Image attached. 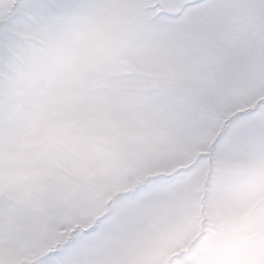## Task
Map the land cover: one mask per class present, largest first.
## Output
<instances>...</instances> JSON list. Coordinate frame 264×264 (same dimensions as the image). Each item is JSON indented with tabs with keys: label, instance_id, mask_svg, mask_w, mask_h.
<instances>
[{
	"label": "snow or ice",
	"instance_id": "obj_1",
	"mask_svg": "<svg viewBox=\"0 0 264 264\" xmlns=\"http://www.w3.org/2000/svg\"><path fill=\"white\" fill-rule=\"evenodd\" d=\"M0 264H264V0H0Z\"/></svg>",
	"mask_w": 264,
	"mask_h": 264
}]
</instances>
